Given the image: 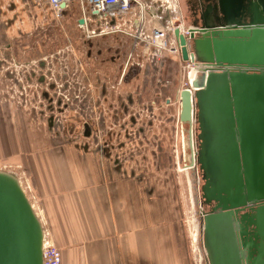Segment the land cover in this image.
<instances>
[{
    "label": "crops",
    "instance_id": "0c3cea01",
    "mask_svg": "<svg viewBox=\"0 0 264 264\" xmlns=\"http://www.w3.org/2000/svg\"><path fill=\"white\" fill-rule=\"evenodd\" d=\"M177 5L181 30H193L199 42L205 40L204 31L264 25V0H177ZM150 15L166 22L158 9L149 11V20ZM128 41L129 52H120L121 58L104 74L110 77L108 85L100 84V90L106 88L110 108L120 107L128 92L121 88L125 59L133 51L132 40ZM187 48L200 67L210 62L211 44L209 54L198 53L193 39H188ZM133 52L128 67L143 71L141 86L147 99L139 104L138 95L133 97L139 90L129 91V110H140L143 116H129L138 121L135 132L115 136L101 152L65 142L50 122L35 123L31 111L0 104V167H20L28 173L31 195L38 202L43 228L60 250L61 264H193L181 195L182 90L173 89L169 71V60L176 56L163 54L146 61L141 49ZM155 70L164 76L169 72L166 79L171 83L158 85ZM213 72L215 82L225 74ZM242 76L232 79L235 84L229 88L226 80L227 89L222 85L218 97L195 91L199 99L193 93L191 127L185 124L192 135L194 127L197 130L206 195L223 206L219 214L207 215L206 235L209 243L211 237H225L232 258V236L237 235L239 242L244 237V246L247 237H253L246 244L253 250L260 243L256 237L264 236V225L256 218L250 219V228H242V212L229 207L230 200L246 204L245 197L256 198L264 186V81L255 78L263 74L247 70ZM129 139L139 140L140 148L129 152ZM247 220L246 216L243 221ZM230 221L236 225L232 231ZM217 251L214 262L223 263ZM236 259L240 263L237 255Z\"/></svg>",
    "mask_w": 264,
    "mask_h": 264
},
{
    "label": "rangeland",
    "instance_id": "374dc122",
    "mask_svg": "<svg viewBox=\"0 0 264 264\" xmlns=\"http://www.w3.org/2000/svg\"><path fill=\"white\" fill-rule=\"evenodd\" d=\"M76 5V3L69 4V9H75ZM9 6H11L12 9H9ZM64 20L65 19L61 18L56 20L50 14L47 17L44 16L40 6L32 0H0V49L2 52H4L3 50L6 51V53H0V56L2 55L8 62L5 64L0 63V66H4L5 70V72L0 75V104L9 107H20L27 112L32 109L42 114V116L45 115L47 119L50 117H52L53 120L61 119L63 121H59V131L62 132V135L65 137L64 141L82 144L81 142H83V140L77 137L76 132L72 134L70 129L80 128L82 126L80 121L81 116L84 117V119H88L90 116V118L94 120L96 119L94 117L97 116L89 111H86V116H84L75 105L78 104V99H83L82 95H84V91L88 95L84 101H91V103L93 101L96 102V84L100 85L102 82H107L108 85L110 81V77H106L104 74L106 70H110L111 67L107 64L104 68H101L96 64V50L111 49V52L109 51L110 54H107V57L110 58L112 56H117L120 52H129V41L126 36L121 34L103 37L96 36L87 39L86 36H93L88 32L94 29L96 30L95 26H89L87 31L74 30L71 33H64V30L60 27V25L65 26ZM50 25L54 26L50 28ZM8 46L10 48H8ZM169 63H171L170 65L172 66L169 71L174 78L172 83L166 79L169 76V72L164 76V72L162 73L159 71V73L155 70L153 71V75L155 74L156 83L158 85H163V83L165 84V82H168L173 84V89H185L188 73L186 62H182L179 57L176 58L172 56V60H169ZM197 64L200 65V62H197ZM81 68L84 69L83 72H80ZM32 69L35 70L34 73L38 74V76H33L31 72ZM128 71L121 88L131 91V93L138 89V94L133 92V97H137L138 95L139 104L146 102L147 98L145 95L143 96V87L141 86V81H143L144 76L143 71L129 67ZM31 77L34 78L33 81H31ZM38 77L41 78L40 81H38ZM188 82L189 85L191 81ZM219 82V84L217 83L215 86L212 84L211 87L207 88L202 93L204 95L206 94L207 98H209L208 96L211 93L214 97H218V90H220L222 85L224 89H227V82L224 81L223 78H220ZM80 87H84V91H82ZM194 93L198 100L199 96L196 92ZM78 95L79 98L76 100L75 97ZM90 95L92 98L89 97ZM167 99L170 100V98ZM51 103L57 108L54 111L55 114H57V116L55 115L56 117L49 112V107L52 106ZM62 104H64L63 107L68 110H77V113H72L71 111L64 113V111L60 109ZM126 114L127 112L124 109L123 111L119 109V116H125ZM133 114L136 116L139 114L140 117L143 116L140 110L136 112L135 110H129V116ZM64 120H67V122ZM105 126V130L108 132L109 124ZM182 128L187 130L184 125ZM129 132L135 131L129 126ZM183 133L182 143L186 138V133ZM194 137L195 143L192 141V153L194 162L195 157L197 158L196 163H194L195 167L190 170H187L188 168L186 169V165H188L186 159L189 156V152L187 149H183V144L181 149L182 161H179V156L177 158V154H180L179 150H177V154H173V157L177 158L178 162H180L184 168L181 173L183 224L188 236L193 264H237L236 255L240 262L238 264L264 263L263 234L256 237L260 240V243L256 245L254 250L253 246L246 245L250 240L254 239L253 237H247L244 246V237H241L242 242H239V237L237 235L232 236V246H235V250L233 251V258L230 256L228 261L226 260V256L231 255V251L230 243L229 246H226L225 237H211L213 243H209L205 224L206 218L208 217L207 215L212 213L214 215L215 213L219 214L223 211V206L221 203V205H218L215 199H211L206 195L207 189L204 183V172L201 169L196 127H194ZM87 142L88 147L93 148L95 141L89 140ZM105 142L110 143V140H101L100 146H104ZM194 144H196V148ZM109 145L110 144H108V147ZM139 148V140L129 139V152ZM0 170L16 175L21 182L20 185H22V189L25 191L24 193H26L25 195L35 207L37 214L42 218L38 202L36 198L31 195L28 173L20 169V167H12L9 165H2ZM185 170H187V172ZM188 177H190V182ZM261 193V195L256 196L254 199L247 195L245 197L247 199V205L242 202L230 200L229 207L242 212L239 213L242 221V228H250L252 224V220L250 219L253 218H256L259 224L261 223L264 225V186H261ZM256 202L258 203L255 204ZM259 205H261V212H257V210L260 209ZM246 216L248 220L244 222L243 220H245ZM235 222H238V218ZM230 223L232 225L228 223V228H230L231 231L232 229H236V225L233 224V221H230ZM194 235H196V240ZM217 241H219V243H217ZM215 250H218V261L223 259V263L214 262L213 256H215ZM236 251H238V253H236Z\"/></svg>",
    "mask_w": 264,
    "mask_h": 264
},
{
    "label": "water",
    "instance_id": "95a60500",
    "mask_svg": "<svg viewBox=\"0 0 264 264\" xmlns=\"http://www.w3.org/2000/svg\"><path fill=\"white\" fill-rule=\"evenodd\" d=\"M65 7V4L61 5L62 9ZM204 35L205 40L199 42L195 41L193 30H189L188 37L179 29L174 31L183 62H194V55L187 48L188 39L194 40L198 53L201 50V53L209 54L210 44L212 49L210 68L206 65V71L194 79L189 88L180 92L179 121L189 127L193 115L192 94L219 82L214 81L213 71L225 70V74L218 77L228 81V88L234 83L232 79H239V75L245 77L247 70L261 72L263 76L255 78L264 81V25L209 30L204 31ZM187 138L192 145L190 129L187 130ZM42 239L41 223L18 179L14 174L0 170V264H42Z\"/></svg>",
    "mask_w": 264,
    "mask_h": 264
},
{
    "label": "built area",
    "instance_id": "2783aa9c",
    "mask_svg": "<svg viewBox=\"0 0 264 264\" xmlns=\"http://www.w3.org/2000/svg\"><path fill=\"white\" fill-rule=\"evenodd\" d=\"M40 6L44 16L49 14L54 19L58 20L62 17L64 9L61 8L62 4H65L66 9L69 4L76 3V7L80 10V17L86 22L87 25L95 26L96 30H92L88 33L94 35L99 27V35L107 36L113 34H121L132 40V50L141 49L145 54L146 61L160 58L163 54L175 55L181 59L180 47L177 39L174 37L175 29H179L180 32L185 36H189V31L181 30V18H179V8L177 0H32ZM152 9H158L163 12L166 16L165 23H161L155 15H150L148 19V13ZM87 31V29H85ZM128 55V59H132L134 52ZM183 62V61H182ZM0 63H8L7 60L1 55ZM188 64L187 81L192 78V81L196 79L200 74L205 72L206 65L203 67L204 70H199L200 66L197 63ZM8 69V68H7ZM5 72L4 66H0V75ZM33 76H38L32 69ZM192 74V76H191ZM195 75V76H194ZM31 81L34 78H30ZM38 77V81H40ZM192 83V82H191ZM190 83V85H191ZM186 88L187 84L185 85ZM190 87V86H189ZM77 100V99H76ZM51 106L49 112L55 116V110L51 112ZM35 113L32 120L37 124H42L47 121L45 115L40 116L35 110L30 109ZM57 116V115H56ZM55 116V117H56ZM52 118V117H50ZM96 118V117H94ZM53 119V118H52ZM93 119V118H92ZM90 119V125L95 126L96 119ZM61 119L53 120L54 127L52 131L56 134H62L59 131ZM67 122V120H64ZM192 137V134H191ZM101 139L95 140L94 146L96 148V142L100 145ZM83 147H88V142L83 140L81 142ZM94 148V149H95ZM101 152V151H99ZM16 176V175H15ZM17 178V177H16ZM18 179V178H17ZM19 180V179H18ZM21 183V182H20ZM30 202V201H29ZM31 204V203H30ZM32 208L35 207L31 204ZM38 219L42 226L43 239H42V264H61V253L58 247L53 243L51 235L47 232L42 225V219L37 214Z\"/></svg>",
    "mask_w": 264,
    "mask_h": 264
},
{
    "label": "flooded vegetation",
    "instance_id": "af4514ba",
    "mask_svg": "<svg viewBox=\"0 0 264 264\" xmlns=\"http://www.w3.org/2000/svg\"><path fill=\"white\" fill-rule=\"evenodd\" d=\"M61 19L64 20V24L60 25V27L64 30V33L66 32H72L74 30L79 31V30H85L89 28L91 25H87L84 20L81 19L80 17V10L79 8L71 9V10H65L62 14ZM83 21L81 24L80 21ZM54 25H50L49 27H53ZM48 27V28H49ZM99 27H97V32L95 31L93 36H86L87 39L93 38V37H103L100 36L99 33ZM108 36V35H107ZM111 49H98L96 50V57L95 61L96 64L99 65V67L104 68L105 65L109 64L110 66L113 65L115 60L117 58H121L119 53L117 56H112V57H107V54H110ZM116 52V51H115ZM126 63H125V71L122 73V79L126 77L125 72H126V67H128L129 64V59L128 56L126 57ZM84 69H80V72H83ZM107 77V75H105ZM41 80V79H40ZM124 82V80H123ZM81 88V87H80ZM105 87L100 90V85L96 84V102L91 101H84L88 95L84 91V87L81 88L82 91H84V95H82V100H79V95L75 97V99H78V104L75 105L78 110L86 116V111L91 112L92 114L94 113L96 117V124L95 126L90 125V116L87 120L84 119V117L81 116L80 121L82 123V126L80 128H71L70 131L72 134L76 132L77 137H80L82 140L89 141V140H97V139H115V136L124 134V135H129V126L134 128L133 126H136L138 124V121L135 117H132L131 120H129V91L124 94L122 97V102L120 107H114L110 108L108 105V97L107 95L105 96ZM89 97L92 98L90 95ZM52 104V103H51ZM64 104L60 107L64 111V113L71 111L72 113H77V110H71L63 107ZM68 107V106H67ZM51 112H53L54 109H56V106L52 104L51 106ZM59 109V110H60ZM119 109L120 111H123V109L127 112L125 116H119ZM61 111V110H60ZM32 113L35 115V113L32 111ZM37 115L42 116L40 113H36ZM124 114V113H123ZM57 115V114H55ZM48 122H50L53 125V119L49 118L47 119ZM45 121V122H47ZM106 124H109L108 132L105 130L106 129ZM130 124V125H129ZM112 128V129H111ZM142 129L139 128L137 132H141ZM132 136V135H131ZM130 136V137H131ZM110 143H104V146L98 145V142H96V150L103 151L107 147V145Z\"/></svg>",
    "mask_w": 264,
    "mask_h": 264
},
{
    "label": "bare ground",
    "instance_id": "6f19581e",
    "mask_svg": "<svg viewBox=\"0 0 264 264\" xmlns=\"http://www.w3.org/2000/svg\"><path fill=\"white\" fill-rule=\"evenodd\" d=\"M201 51V50H200ZM188 62V64H191L190 63V61H187ZM194 63H196V60L194 61ZM211 62H209V63H204V65H209ZM207 65V66H208ZM208 68H210L209 66H208ZM211 69H215V68H211ZM199 70H201V71H203L204 70V68L203 67H200L199 68ZM195 76V75H194ZM188 81H191L192 82V78H190ZM187 81V87L189 88V86H190V84L188 85V82ZM192 93V92H191ZM192 97H193V94H192ZM179 104H180V101H179ZM178 104V106L180 107V105ZM179 109V108H178ZM179 112V111H178ZM185 126V124L184 123H182V126ZM182 126H181V128H182ZM187 130H185L184 128H182V132H185V133H187L186 132ZM192 134H193V131H192ZM192 136H194V135H192ZM193 141V140H192ZM194 142V141H193ZM183 144V149H187V151L189 152V156H188V158L186 159V162H187V164L188 165H186L187 167H186V169L187 170H190V169H192L193 167H190V166H193L194 165V159H193V155L191 154V152H192V145H191V143H190V141H188V138H187V136H186V138H185V141L182 143ZM187 170H185L186 172H187ZM194 171V170H193ZM188 180H189V182L191 181L190 180V177H188ZM19 181V180H18ZM19 184H21L20 183V181H19ZM20 187H21V189L23 188L22 187V185H20ZM22 190H24V189H22ZM23 192H25V191H23ZM26 194V193H25ZM32 207V206H31ZM33 209V208H32ZM33 211H34V213H35V210L33 209ZM35 215H36V217L38 218V216H37V214L35 213ZM194 238H195V240H196V235H194ZM217 240V239H216ZM217 243H219V241H217ZM229 258H230V255H228V256H226V260L228 261L229 260ZM226 263V262H225Z\"/></svg>",
    "mask_w": 264,
    "mask_h": 264
}]
</instances>
